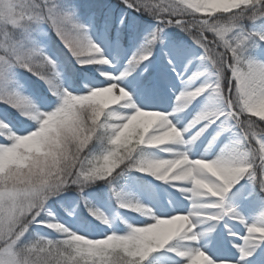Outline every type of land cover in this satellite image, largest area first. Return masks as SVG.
Instances as JSON below:
<instances>
[{
	"label": "snow or ice",
	"instance_id": "obj_1",
	"mask_svg": "<svg viewBox=\"0 0 264 264\" xmlns=\"http://www.w3.org/2000/svg\"><path fill=\"white\" fill-rule=\"evenodd\" d=\"M0 264H264V0H0Z\"/></svg>",
	"mask_w": 264,
	"mask_h": 264
}]
</instances>
